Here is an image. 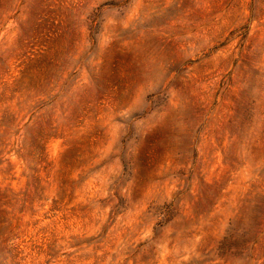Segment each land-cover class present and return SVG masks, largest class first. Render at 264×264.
Segmentation results:
<instances>
[{"label":"rangeland","instance_id":"rangeland-1","mask_svg":"<svg viewBox=\"0 0 264 264\" xmlns=\"http://www.w3.org/2000/svg\"><path fill=\"white\" fill-rule=\"evenodd\" d=\"M0 264H264V0H0Z\"/></svg>","mask_w":264,"mask_h":264}]
</instances>
